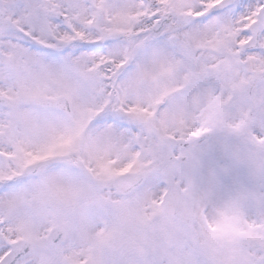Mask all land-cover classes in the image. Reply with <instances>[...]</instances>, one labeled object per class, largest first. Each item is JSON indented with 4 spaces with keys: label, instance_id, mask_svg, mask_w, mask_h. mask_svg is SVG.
I'll return each mask as SVG.
<instances>
[{
    "label": "rangeland",
    "instance_id": "374dc122",
    "mask_svg": "<svg viewBox=\"0 0 264 264\" xmlns=\"http://www.w3.org/2000/svg\"><path fill=\"white\" fill-rule=\"evenodd\" d=\"M73 1L22 0L20 9L22 21L29 24L26 29L50 41L63 38L55 20L74 3L84 9V21L88 22V15L96 20L93 29L85 32L87 41L96 34L115 37L100 52L84 55L85 68L80 75L67 72L61 60L60 77L54 78L59 89L46 84L52 75H41L33 66L23 74H2L4 59L0 61V97L7 100L6 106L0 107V159L4 162L0 179L33 157L48 156L43 176L37 179L40 182L25 179L6 192L0 209L6 220L0 247L17 234L28 237L31 228L57 225L58 215L64 214L68 217V242H64L67 247L61 257L64 263L58 264H253L243 262L246 254L238 248L235 236L221 243L219 233L207 230L205 219L187 230L175 220L161 224L157 201L162 197L160 182L166 175L175 174L190 190L196 211H208L222 229L229 227L232 232L246 214L249 182L254 181L243 165L249 154L244 144L224 133L238 136L241 125L237 120L247 123L243 114L247 115L252 105L244 97V85L264 71V34L259 53L235 55L240 42L247 39L243 38L244 16L252 21L264 1L237 0L242 9H228L194 26L192 21L185 22L186 27L171 33L170 38H154L149 32L161 10L159 0H146L148 4L144 0ZM199 1L192 8L191 0H178V6L183 7L176 11V18L185 20L183 12L191 8L196 13L213 0ZM40 14L37 25L34 17ZM142 30L149 34L145 36ZM21 52L25 59L26 51ZM128 57H132V64L119 74V64ZM51 68L55 72V65ZM78 76H83V86ZM257 88L258 116L251 131L257 121L261 125L256 129L257 137H252L254 144L260 135L264 140V83ZM56 93L70 99L72 117L54 109L22 105L24 100ZM230 96V108L220 106ZM104 101L111 103L108 110L106 103L100 107ZM144 111L152 112L154 119ZM96 113L102 116L91 124L88 120ZM203 132L212 133L211 137L185 153L169 140L170 136L194 139ZM247 139L244 136L240 140L247 143ZM169 148L190 156L189 167L179 169L176 163L168 164ZM137 154L142 159L134 162ZM152 162L156 163L149 166ZM129 171L149 172V179L141 190L121 198L109 184L116 175ZM252 172L255 177L256 172ZM4 186L7 189L9 184ZM46 192L52 202L34 219L32 195L38 199L37 194ZM148 217L159 219V223L148 225ZM140 241L147 242L146 248Z\"/></svg>",
    "mask_w": 264,
    "mask_h": 264
},
{
    "label": "flooded vegetation",
    "instance_id": "af4514ba",
    "mask_svg": "<svg viewBox=\"0 0 264 264\" xmlns=\"http://www.w3.org/2000/svg\"><path fill=\"white\" fill-rule=\"evenodd\" d=\"M75 1L76 0H74L73 2ZM196 1L197 0H193V1L191 0V3L189 4V6L193 8L194 3H197ZM214 1L215 0H213L212 2L215 3ZM236 1L237 0H235V4L229 9H233V8H234L233 10H235V8L238 10L242 9L241 6L239 7L237 6L239 1L237 4H236ZM199 2H202V0ZM159 4L161 7L160 8L161 10L159 11V14L156 16L154 24L149 26V32L152 33L153 37H154L155 27L158 22L161 23V21H163V26L161 28L160 35L158 37L170 38L171 36L169 35L171 33L181 31L182 26L183 27L185 26L183 25L185 22L192 21L191 26H194L197 24V22H201V20L203 19L210 18V17H206V18L195 20V16H197V13H192L193 9L189 8L186 12H183V15L186 16L185 20L181 18L177 19L176 11L178 10L179 12L181 8L183 7L180 3L178 6V0H173V1L159 0ZM70 6H71L70 4L67 5V11L66 13L63 14L62 18L60 19L61 21L60 30H62V34H63V38L59 40L60 42L55 43V44H49L43 41L31 40L33 44L29 45L28 43H22L20 41V44H21V45L19 44L20 49L30 50L29 52L26 51L27 54L24 59V58H21L18 51L15 50L14 43H15V40H18L16 39L17 37H20L22 35L26 36L25 32H27L26 28L29 26V24L27 25L22 21L23 14H22V10L20 9L22 7L21 3L19 4L5 3L6 18H8L11 22H13L15 26L13 30L4 33L1 37L2 38V44H1L2 49L0 53V61L4 59L5 67L12 65L13 67H8V68H12L13 74L15 75L23 74V71L27 72L28 66L35 67L37 70H39V72H41L42 75L45 73L47 74V71L49 69L50 71L49 74L53 75L54 78H56V77H60V73L58 72L62 71V68L59 67L60 61L62 60L63 65L66 67L67 72H70L71 67H73V70H76L77 68L78 74L75 73V71H71L70 72L71 75L73 76L80 75L81 74L80 70L81 69L84 70L85 68V63H84L85 56L84 55H85L86 44H87V41L85 38V31H86L85 21H84L85 12H83L84 9H82L81 11L80 4L74 3L73 6L69 8ZM32 10L34 9L31 8V11ZM238 12L241 13L240 11ZM34 15H37V13ZM30 18L32 19V16ZM41 18H42L41 14H40V17L39 16L34 17L37 25L41 22L40 21ZM248 34L249 33L246 30L244 32L243 37H246ZM26 37L30 39L28 36ZM38 46L42 47L43 50H39ZM52 46H53V50L50 51L49 49ZM51 52H54L55 55H53ZM5 55H8V56H5ZM28 59H32V60L28 61ZM52 65H55L56 67L55 72H53L54 70L53 68L51 69ZM78 78L80 80L79 83L83 86L84 84L83 76H80V77L78 76ZM259 85L257 87H259ZM256 89L254 91V97H255V92L257 91ZM202 90L203 88L199 91L196 90V92H200ZM42 96H44V94H42ZM60 96H63V95H58L56 97H60ZM67 100L71 102L69 98H67ZM65 114L71 117L73 116L72 105H71V113L70 114L65 113ZM256 114H258V112H256ZM257 116L258 115H252L251 121L253 123H251L250 125L248 124V126H246L244 130L239 131L238 136H236L239 139H241V137H244V136L248 138L247 139L248 141L247 143H245L246 145L244 146V148L249 154V156L243 160V165L248 167L250 175L252 174V178H254L253 182H251V180L249 179L250 180L249 183L251 184V189H250L251 192H249V195H248L250 203L248 205L249 208L247 207L246 214L242 216L241 222L239 223V225H236V227L233 229L232 232L228 231V229H230L229 227L227 228L225 227L222 229L221 225H217V224L215 225L213 218L208 216V211L202 214L200 211L198 212L195 211V223L198 222V224H201V223L203 224L202 219H205L204 225L207 226L208 228L207 230H209L211 233H216V234L219 233L217 235L221 236L220 240L222 241L221 243L223 244L226 238H228L229 236H235L237 239L238 248L242 249L246 254V259H243V262L247 260V262L252 261L253 264H256V263L264 264V261L261 255V245L264 241V163H263L264 161V141H261V135L257 140V144H254L252 141L253 136L254 138L257 137L256 129L258 127L260 129V125H261L260 121H257L254 131L250 130L252 125L255 124L256 122L255 117ZM240 134H243L244 136ZM187 141L189 142L190 146H188L186 149H181V148H175V149H177L178 151H183V153H185V152L190 151L193 146H196L197 144L195 143H198L197 141L191 140V139ZM172 150L174 149L172 148L169 150V158L167 161L168 164L176 163V165L179 166V169H182L183 166H187V164H191L190 156H188L187 154L179 155L177 154L176 150L174 151ZM261 161H262V164H261ZM0 165H4V162L1 159H0ZM259 168H261V170L257 172ZM252 169L254 172H256L255 177L253 176ZM43 173H44V169H41V164H39L36 174L31 177L27 176L25 178H28L30 181H34V182L39 181L37 179L41 178L43 176ZM260 175L262 176L260 177ZM33 185L34 187H36L35 184ZM109 188H112L113 193H116L118 195L117 191L113 188L111 183L109 184ZM5 192H6L5 189L4 190L0 189V209L2 208V205H4L5 196H6ZM34 195H32L33 201H34V202L32 201L34 203L33 211L36 212L34 219H38V215L39 214L41 215L42 211L51 204L52 198L47 192L42 195L37 194L40 196L38 199H35L37 197H35ZM203 214L205 215L203 216ZM58 218L59 219L57 220V225L55 224L49 225V223H47L43 227L39 226L34 229L31 228L29 230L30 234L28 237L25 234L23 235L19 234L20 240L28 241L32 244L31 250L29 251L27 257L24 258L19 264H30L31 262L33 263V261H35L36 264H58L63 259L61 257H63V253L65 252V249L67 247V244H64V242H68V230H67L68 217H64V214H59ZM199 219H201V221ZM4 220H5L4 216L0 214L1 228L2 226H4ZM162 220H164L163 224L167 220H170V221L175 220L178 223H181L179 218L165 217V219H162ZM54 229H60L62 231L61 242L58 244H54V242L51 240V234ZM129 233H131L132 235L131 231ZM60 251L62 252L60 253ZM8 252H9V246L6 245V242H2V245L0 247V253H1L0 260L3 259ZM254 254H255V257H254Z\"/></svg>",
    "mask_w": 264,
    "mask_h": 264
},
{
    "label": "water",
    "instance_id": "95a60500",
    "mask_svg": "<svg viewBox=\"0 0 264 264\" xmlns=\"http://www.w3.org/2000/svg\"><path fill=\"white\" fill-rule=\"evenodd\" d=\"M20 0H15V2ZM2 1L0 0V14H2V7H1ZM217 9L213 10L216 11ZM1 22V21H0ZM3 22V20H2ZM1 22V23H2ZM264 29V12L259 17L258 22L253 26L252 33L253 38L252 40L247 44L245 49L247 51H255L259 49V38L261 33ZM109 40H106L102 43L104 45ZM264 80L263 76H258L256 80L250 85V91L248 87V93L251 95V92L253 90V87L255 83L258 81ZM1 99V98H0ZM1 101V100H0ZM39 105L44 106H52L59 109H67V102L63 99L58 100H50V101H44L40 102L37 101ZM177 145L181 144V142H176ZM32 171V169L29 170V172ZM146 175L140 174V175H129L124 176L119 179H117L114 183L115 187L122 193V194H128L131 191L139 188L145 181ZM164 213L168 216H179L181 221L186 224L187 226L191 227L194 221V215H193V205H192V198L191 196H184L179 191L178 187L175 186L172 182L169 183V190L167 193L166 202L164 204ZM58 235H56L57 237ZM25 244H14L12 246V254L11 256L3 263L1 264H17L18 261L22 258V256L25 253ZM263 254H264V245L262 247Z\"/></svg>",
    "mask_w": 264,
    "mask_h": 264
}]
</instances>
